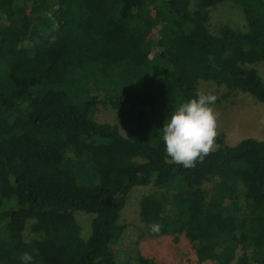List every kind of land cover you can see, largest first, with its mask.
<instances>
[{
  "label": "trees",
  "instance_id": "16d2710c",
  "mask_svg": "<svg viewBox=\"0 0 264 264\" xmlns=\"http://www.w3.org/2000/svg\"><path fill=\"white\" fill-rule=\"evenodd\" d=\"M227 1L246 28L214 34ZM259 61L264 0H0V264H128L121 213L142 185L143 233L184 234L200 264H264V137L219 133L184 168L159 135L202 81L264 102ZM77 211L93 215L87 238Z\"/></svg>",
  "mask_w": 264,
  "mask_h": 264
},
{
  "label": "rangeland",
  "instance_id": "374dc122",
  "mask_svg": "<svg viewBox=\"0 0 264 264\" xmlns=\"http://www.w3.org/2000/svg\"><path fill=\"white\" fill-rule=\"evenodd\" d=\"M225 23H229L230 26L235 28H246L241 7L232 1L217 5L210 11L208 26L212 33L217 34L219 27ZM254 66L264 81V61H259ZM199 90L210 92L216 96V101L212 107L217 117V135L224 133L227 143L235 144L246 137L259 139L264 137L263 101H259L251 94L241 91L225 98L223 97L224 87L209 81H202ZM94 117L102 122H119L118 112L103 104H99ZM122 131L124 132L123 128ZM216 138L217 136L212 149L218 145ZM205 187L208 190L211 189V182L206 183ZM152 191L151 185L134 187L121 213L120 222L129 226L127 240L124 243L125 256L132 255L128 264H149L138 261L136 259L138 253L151 259L152 264H200L191 243L184 234H179L177 237L170 234L150 236L142 232L144 227L140 215L142 198ZM75 215L81 226L82 237L87 238L91 232L93 215L81 211L75 212ZM26 234H28V228ZM82 240H79L78 244L80 250ZM202 264L211 263L205 262Z\"/></svg>",
  "mask_w": 264,
  "mask_h": 264
},
{
  "label": "clouds",
  "instance_id": "9594fccd",
  "mask_svg": "<svg viewBox=\"0 0 264 264\" xmlns=\"http://www.w3.org/2000/svg\"><path fill=\"white\" fill-rule=\"evenodd\" d=\"M215 101L214 94L197 90L167 115L159 135L164 152L173 163L192 168L210 152L217 136V117L212 107ZM149 231L160 233V224L150 223ZM19 259L20 264H32L33 255L24 252Z\"/></svg>",
  "mask_w": 264,
  "mask_h": 264
}]
</instances>
